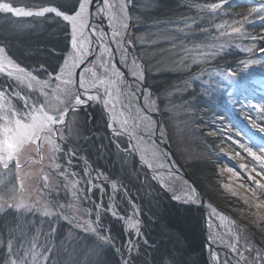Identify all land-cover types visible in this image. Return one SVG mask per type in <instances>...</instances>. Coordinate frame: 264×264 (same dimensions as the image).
I'll return each instance as SVG.
<instances>
[{
    "label": "rangeland",
    "instance_id": "obj_1",
    "mask_svg": "<svg viewBox=\"0 0 264 264\" xmlns=\"http://www.w3.org/2000/svg\"><path fill=\"white\" fill-rule=\"evenodd\" d=\"M4 2L31 11L47 7L33 9L23 4L25 0H0V3ZM173 3L178 15L172 13L174 17H166L161 16L163 13L154 0H131L127 9L131 23L127 39L132 41L129 51L156 98L165 135L180 165L187 169L194 161H212L216 167V187L230 199V206H218L202 190L201 198L195 196L194 199H189L191 193L186 192V189L177 191L173 182L167 180L166 183L160 175H155L147 162L139 157L126 135L117 134L109 126L107 111L100 103L90 101L82 110L68 117L71 139L67 140L64 155L56 161L61 165L60 170L76 175L64 179L58 175L60 170L49 167L51 162L47 159V145H44L45 159L42 164L35 155V145L27 146L20 155L22 168L19 173L15 170L14 162H10L8 169L0 164V196L7 199L5 193L15 187L18 190L17 197H23L29 203L40 199L58 201L65 205L63 214L68 216V221L59 219L52 223L50 218L40 213H28L23 209L6 210L0 213V237H3L5 243L12 239L14 247L23 244L25 250L35 243V251L38 252L54 247L51 264H92L94 258L89 256L88 250L94 246L95 236L86 233L77 224L82 220L96 219V213L99 212L105 230L110 229V235L115 238L113 245L105 248L115 256L114 260H107L108 264H120L121 253L127 252L125 246L129 241L137 245L138 251L141 244L144 246L146 242L140 220L141 195L152 198L153 194L163 192L178 203L200 207L202 224L206 214V207L202 202L221 212L225 219L221 220L219 227L224 231L227 241L224 246L228 250H231L230 245L235 244L247 256L244 251L246 245L264 247V239L257 233V229L264 230V222L254 215L257 211L264 215V209L255 208V200L250 191L255 185L247 179L253 167H257L259 171V162L254 164L252 158L235 143L239 141L257 154L264 147V132L253 128L248 119L250 116L264 127L256 116V110L248 107L249 104H264V53L259 51L258 41L259 31L264 33V0H223L222 3L221 0H173ZM214 3H221V7L215 10L205 7ZM252 8L258 11L251 12ZM0 12L20 20L16 30L18 34L28 24L26 20L56 17L55 14L17 17L13 13ZM98 25L93 26L97 29ZM217 25L226 27L218 28ZM232 27H240L241 32H231ZM252 37L257 39L253 40ZM0 47L5 49L0 56L8 57L40 80L47 78V75L37 74L11 58L4 44L0 43ZM249 48L252 49L251 52L245 51ZM69 50L70 48L63 59ZM94 52H99L97 46ZM193 58L198 63H193ZM95 60V55L89 59ZM249 60L254 63H245ZM121 65L123 64L120 63ZM85 66H93L97 75L104 78V69L98 63L90 65L86 62L77 73ZM227 68H231L234 74L225 79L219 73ZM56 71H59V67ZM0 85L5 86L13 101L16 100V97L11 96L13 91L25 95L29 91H37L29 90L26 83L16 81L14 77L5 79L4 74H0ZM51 87H55V81ZM51 102L55 105L54 98ZM90 113L93 117H90ZM85 115H89V126ZM89 134L93 135L90 137ZM229 137L232 139L229 140ZM86 144L103 147V154L95 155V160H86ZM69 148L76 151L70 165L66 163ZM237 152L240 153L239 156L236 155ZM30 160L36 162H29ZM240 164L247 165V169L239 168ZM228 168L238 172L239 179L233 177L227 171ZM44 175L49 178L48 189L42 187L41 178ZM20 176H24L22 192L19 191ZM85 177L86 179H82ZM75 181L79 183L73 187ZM242 184L244 187H241ZM129 189L138 201L130 200ZM74 192L79 199H74ZM123 195H126V200ZM245 198L251 207L244 203ZM9 203L12 201L9 200ZM113 210L117 215H112ZM105 218L118 225L120 236L111 234L110 224ZM130 220L138 221L137 228H129ZM50 223L56 228L55 233L50 232ZM203 239L208 263L212 264L206 249L205 235ZM117 249L120 251L117 252ZM133 255H136L135 251ZM140 255L142 252H139ZM138 257L134 264H139ZM241 264L244 262L241 261Z\"/></svg>",
    "mask_w": 264,
    "mask_h": 264
},
{
    "label": "snow or ice",
    "instance_id": "obj_2",
    "mask_svg": "<svg viewBox=\"0 0 264 264\" xmlns=\"http://www.w3.org/2000/svg\"><path fill=\"white\" fill-rule=\"evenodd\" d=\"M131 0H121L117 3L116 0H61L55 6L42 7L38 11H26L24 8L13 7L11 3H0V11L5 13H13L17 17H43L45 14H55L56 17L61 18L66 22V27L70 26V46L69 53L64 57L63 63L59 65V71L53 69L52 73H47V78L44 80L38 79L32 72H26L18 64L14 63L6 56H0V74H4V78H15L20 83H26L29 91L26 95H21L20 92L13 91L11 96L17 97L16 103L12 102L8 91L5 90L4 85H0V164L5 169L9 168L10 162H14L15 170L20 172L22 164L19 160L23 150L29 145H35V155L39 157V162L42 164L45 156L43 154L44 145L48 147L47 159L51 162L50 168L60 170L61 165L56 163L57 159L64 155V149L67 146V140L71 139V128L68 125V117L72 113H77L82 110V107L87 105L90 101H99L109 108L113 114V121L120 124L121 129L127 131L128 120H120L117 117L116 102H119L120 97L124 96L128 100V105H132L136 93L139 91L136 86L144 80L143 72L140 66L136 63L134 57L129 56L127 45H131L132 41L127 39L125 33L129 25L126 21L129 19L126 14L127 4ZM223 0H221V3ZM221 3H214L206 5L213 10L219 9ZM95 5L97 14H105L109 19L110 26L113 27L110 40L113 44L119 46L121 64H129L131 62L132 71L131 76L134 78L132 84L125 81V72L117 67V62L113 59L114 52L112 47L105 42L107 33L96 29L90 23V8ZM256 8H252L251 12H257ZM246 19V17H245ZM115 21V25H112ZM218 28H224L226 25H217ZM231 32L240 33V27H232ZM253 40L257 37H252ZM264 40V37H259ZM96 44L99 52L92 51V45ZM5 49L0 47V53ZM245 51L251 52L252 49ZM259 51L264 53V47ZM95 55V61H89V57ZM88 62L90 65L96 63L104 69L103 76H98L94 71L93 66H85L82 71L77 73ZM193 63L198 61L193 58ZM245 63L251 64L254 61L249 60ZM42 72H47L43 65L40 66ZM91 74V75H89ZM222 77L227 79L233 75V70L227 68L221 70L219 73ZM55 81V87H51L52 82ZM123 85V90L118 86ZM11 88V85L7 86ZM47 89V90H46ZM53 98L55 105L52 104ZM145 107H136L132 110L135 112V117L138 121L137 127L142 126L143 129L150 133L153 127V120L147 114L148 103L150 102V94L145 96ZM249 108L256 110V116L264 124V104H249ZM123 115V113H120ZM249 122L253 128H258L260 132H264V127L257 124L256 120L248 117ZM111 126V125H109ZM68 133V135H66ZM117 134H120L117 132ZM229 140L232 138L229 137ZM239 148L247 153L252 158L253 163L259 162V171L257 167H253L248 174L247 179L255 185L250 189L252 197L255 200V208L257 210L264 209V147L260 148V154L253 151L251 147L246 146L239 141ZM76 151L74 148L68 149L69 159L67 164H71V158L74 157ZM240 155L239 152L236 153ZM29 162H36L30 160ZM239 168L247 169V165L240 164ZM227 171L233 174V177L239 179V173L233 168H228ZM251 173H256L252 175ZM26 175V174H25ZM58 175L67 179L70 175L75 173H68L66 170H60ZM260 177L261 179H257ZM19 191H23L24 176H20ZM42 187L48 189V176H42ZM82 179H86L82 178ZM79 183L73 182V187ZM230 187V185H224ZM241 187H244L242 184ZM17 189L13 187L5 196H0V213L11 211L13 209H23L28 213H40L46 218H50L54 223L59 219L68 221V216L64 215L65 205L58 201H50L46 199L34 200L31 203L26 202L23 197H17ZM78 191V190H77ZM191 195L189 199H194L196 189L190 188ZM74 199H79L76 192H74ZM233 195H236L233 192ZM9 200L12 203H9ZM244 203L249 205V201L245 198ZM251 207V205H249ZM91 215V213L89 214ZM112 215H117L113 210ZM261 222H264V215L259 211L254 213ZM74 219H78L75 218ZM50 223V232L55 233L56 228ZM255 223V222H254ZM138 221H129V228H137ZM86 233H92L95 236L94 246L88 250L89 256L93 257L92 264H108L104 258L105 248L111 247L114 242V237L110 235V229L105 230L100 220V213H96V219L82 220L77 224ZM139 229H137V232ZM211 239V237H210ZM239 239V237H237ZM37 245L32 243L31 246L25 250L24 245L14 247L12 239H8L5 243L3 237H0V264H51L52 253L54 247L45 248L44 252L35 251ZM126 253H121L120 264H134L135 259L139 256L137 245L133 241H129ZM233 253H236V264H264V247H256L255 245L249 247L245 246L244 251L247 256L241 253L238 247L233 244L229 246ZM117 252L120 250L117 249ZM133 251L136 255H133ZM219 260V258L217 257ZM160 264H180V261L174 255L161 256ZM186 264V262H185ZM220 264H232L231 260L220 261Z\"/></svg>",
    "mask_w": 264,
    "mask_h": 264
},
{
    "label": "trees",
    "instance_id": "obj_3",
    "mask_svg": "<svg viewBox=\"0 0 264 264\" xmlns=\"http://www.w3.org/2000/svg\"><path fill=\"white\" fill-rule=\"evenodd\" d=\"M60 2L61 0H25L23 4L34 9L48 5L55 6ZM154 2L162 11L161 16L178 15L173 0H154ZM18 22L20 20H16L10 14L0 12V43L8 48L11 58L42 76L52 73L53 69L57 70L69 49L66 47L69 45V26L66 27V24L56 17L33 18L25 21L28 24L24 25L18 34L16 31L19 28ZM259 33V37H264V33L260 31ZM258 41L260 48L264 47V40ZM41 65L47 72L41 71ZM84 150L86 157L95 160L94 156L101 154L103 147L86 144ZM188 168L197 186L206 194L205 196L222 208L230 206V199L216 187V167L212 161H194ZM128 195L130 200L138 201L131 190L128 191ZM123 197L126 200V195ZM139 203L141 228L146 242L144 246L141 244L139 247L142 255L138 257L137 263L160 264L161 256L171 254L177 257L180 264L185 262L186 264H209L205 253L200 207L178 203L163 192L153 194L152 198L141 195ZM109 220L106 219L110 224L111 234L120 236L118 225ZM257 233L264 239L263 229H257ZM105 254L104 258L107 260L115 259L112 251L105 250Z\"/></svg>",
    "mask_w": 264,
    "mask_h": 264
},
{
    "label": "bare ground",
    "instance_id": "obj_4",
    "mask_svg": "<svg viewBox=\"0 0 264 264\" xmlns=\"http://www.w3.org/2000/svg\"><path fill=\"white\" fill-rule=\"evenodd\" d=\"M119 2H121V0H119ZM127 9H128V4L126 8V14L128 15L129 19L126 21V23L129 25L130 15ZM112 22L114 23L115 21ZM128 30L129 27L127 28L125 33L127 38L129 32ZM105 42H107L112 47L114 52L113 58L117 62V66H120L119 61L121 57H120V52L118 50L119 46L113 44L110 40V37L108 36H105ZM96 46H97L96 44L92 45L93 52ZM129 47L130 45H127L129 56L133 57V55L130 54ZM91 57L92 56H90L89 59ZM99 103L107 111V118L109 121V125H111L110 127H112L115 132H119L121 134L123 133L126 135L127 139L132 143V147H134V149L137 150L139 157H141L143 160H145V162H147L148 166L153 169L155 175H160V177H162L165 180V182L167 180H170L169 182L171 183L173 182L175 185L174 189H177V191L184 188L186 189V192H189L190 188H195V186H193L194 183L188 178V176H186L187 175L186 172L190 174L189 168L186 167L187 169H185L183 166H180L177 161L176 155L174 153L171 154V152H169L168 146H166L168 139L167 136L165 135L166 133L164 128H161L159 130L160 136L158 135V137H155L154 132L157 129V125H155V123L153 124L151 132L148 133L143 129L142 126L137 127L138 124L137 120H132V119H131L132 121L129 120L127 116H125L126 113L124 111H121L122 109L120 110L116 106L118 119L128 120V124L126 126L127 131H124L123 129H121L120 124L118 122L113 121L112 118L113 114L111 110L105 107L103 103L101 102ZM150 107L152 106L150 105ZM120 113H123V115H120ZM161 139H163L164 142H161ZM192 179L194 178L192 177ZM195 183L197 184L196 181ZM195 189H196L195 196L197 198H201L199 191L197 190V188ZM204 205L206 207V214L204 216V224L206 229L205 237L207 244L206 249L209 251L210 255L212 256V264H220V261H223L225 259L231 260L232 264H236L237 255L233 253L231 250H228L226 245L224 246V244H226L227 241L224 237L225 236L224 231L219 227V223L222 222L221 220L225 219L223 217L224 215L221 212H219L214 206H211L207 203ZM217 247H219L220 250H218ZM224 250L225 253L223 252ZM217 257L219 258V260L217 259Z\"/></svg>",
    "mask_w": 264,
    "mask_h": 264
},
{
    "label": "water",
    "instance_id": "obj_5",
    "mask_svg": "<svg viewBox=\"0 0 264 264\" xmlns=\"http://www.w3.org/2000/svg\"><path fill=\"white\" fill-rule=\"evenodd\" d=\"M116 2L119 3V0H116ZM128 7H129V3H128ZM25 10L26 11H31L29 9H25ZM38 10L39 9H35V11H33V12H36ZM127 11L129 13V10H127ZM90 13H91V15H90V23H91L92 26L99 24L97 29L100 30V31H103V29L106 30V31L113 30V27L110 26V22L104 19L103 14H97L95 5H93L90 8ZM129 23H130V20H129ZM114 24H115V22L114 23L112 22V25H114ZM130 26H131V23L129 24V29H130ZM120 68H121V71L125 72V81H126V83L132 84L134 82V78L130 74L131 71L133 70L132 66H131V63L129 62V64H127V65L123 64V65L120 66ZM136 86L138 87L139 91H137L136 98H135L133 104L130 105L129 109L131 110V113L135 117V112L132 109L137 107L136 103H138V105L140 107L144 108L145 104H146L145 96L150 94V102L148 103V109H146V111H147V114L154 121L155 125H157V129L154 132V135H155V137H158V135L160 134L159 130L161 128H164L165 126H164V122H163V119H162V115L159 114L157 106H156V98L153 96L151 88L148 87V85L145 83L144 80L142 82H140L139 84H137ZM120 88L123 90V85H120ZM127 102H128V100H127ZM150 105L152 107H150ZM133 120H136V119L133 118ZM161 142H164L163 139H161ZM166 146H168L169 152H171V154H173L171 146L169 145V141L167 142ZM178 163H179V161H178ZM179 165H180V163H179ZM186 174H187L186 176H188V178L194 183L193 186H195V188H197V190L199 191V193L201 195L202 191H200V190H202V189L199 186H197L198 184L195 183L194 179H192V177L190 176L189 173L186 172ZM202 203H203V205L205 204V202H202ZM203 221H204V218H203ZM203 230H204V235H205V230H206L205 229V224L203 226ZM205 239H206V237H205ZM217 249L220 250L219 247H217ZM209 259L212 261V256L210 255V253H209Z\"/></svg>",
    "mask_w": 264,
    "mask_h": 264
},
{
    "label": "flooded vegetation",
    "instance_id": "obj_6",
    "mask_svg": "<svg viewBox=\"0 0 264 264\" xmlns=\"http://www.w3.org/2000/svg\"><path fill=\"white\" fill-rule=\"evenodd\" d=\"M103 17H104V19L105 20H107V21H109V19L107 18V16L105 15V14H103ZM109 31V32H108ZM108 31H106V30H104L103 29V32H105V33H107V35L106 36H108V37H111V35H112V31L113 30H108ZM98 47V46H97ZM114 59V58H113ZM117 67H119L120 68V66H117ZM121 69V68H120ZM119 87H120V85H118ZM17 92H19V91H17ZM21 93V92H20ZM21 95H25L24 93H21ZM15 99V98H14ZM16 100H17V97H16ZM16 100L15 101H13L12 100V102L13 103H16ZM116 106H117V108H119L121 111H124L125 113H126V115L125 116H127V118L129 119V120H133V118H134V115L131 113V110L129 109V105H128V102H127V99L126 98H124L123 96H121L120 97V100H119V102H116ZM137 104V107H140L139 105H138V103H136ZM102 106V105H101ZM103 107V106H102ZM90 117H93V114H91L90 113ZM85 118H87V125L89 126V125H91L90 124V122H89V115H85ZM131 120V121H132ZM90 135V134H89ZM93 134H91L90 135V137L92 136ZM67 143V142H66ZM86 158V160L87 159H89V158H87V157H85ZM95 168V165H93V169Z\"/></svg>",
    "mask_w": 264,
    "mask_h": 264
}]
</instances>
